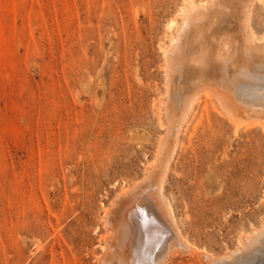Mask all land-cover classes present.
Here are the masks:
<instances>
[{"label": "rangeland", "instance_id": "obj_1", "mask_svg": "<svg viewBox=\"0 0 264 264\" xmlns=\"http://www.w3.org/2000/svg\"><path fill=\"white\" fill-rule=\"evenodd\" d=\"M182 1L0 0V264H110L100 261L111 250H102L106 213L116 208L115 223L131 214L118 192L166 156L160 46ZM260 2L251 23L262 36ZM210 91L163 187L197 249L174 235L163 264H209L199 249L215 264H264V242L231 252L240 234L264 227V115L235 133Z\"/></svg>", "mask_w": 264, "mask_h": 264}, {"label": "bare ground", "instance_id": "obj_2", "mask_svg": "<svg viewBox=\"0 0 264 264\" xmlns=\"http://www.w3.org/2000/svg\"><path fill=\"white\" fill-rule=\"evenodd\" d=\"M204 1L183 0L176 12L178 18H170L167 24L168 41L160 46L165 88L155 111L159 126L164 127L159 154L164 152L166 156L159 168L150 165L146 168L140 185L133 184L118 192L116 200L125 198L124 204L132 212L115 223L116 216L112 213L116 201L111 205L115 208L110 211L112 216L106 213L105 224L108 225H105L106 233L102 237V250L107 251L106 242L110 243L111 250L100 255L102 263L114 264L113 257L118 264H131L128 261L131 257L136 259L135 264H163L175 247L172 248L174 235L180 248L197 249L194 244L189 245L181 233L171 200L166 197L163 187L173 156L181 145L180 135L195 117L205 90H212V101L234 125L235 133L250 117L264 115V35L259 36L251 23L255 1H261L264 7V0ZM244 59L251 63L250 67L244 65ZM244 74H248L249 79H245ZM261 128L264 129V124ZM237 241L238 246L231 250L234 255L249 247H259L264 242V227L254 228L250 235L240 234ZM198 253L208 260L207 263L215 264V258L206 249H199ZM239 254L241 258L243 254ZM227 256L231 259L230 254Z\"/></svg>", "mask_w": 264, "mask_h": 264}]
</instances>
